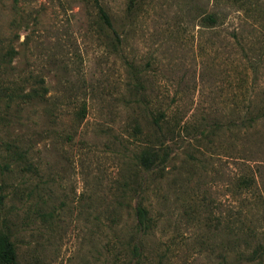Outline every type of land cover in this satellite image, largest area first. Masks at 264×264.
<instances>
[{"label": "rangeland", "instance_id": "obj_1", "mask_svg": "<svg viewBox=\"0 0 264 264\" xmlns=\"http://www.w3.org/2000/svg\"><path fill=\"white\" fill-rule=\"evenodd\" d=\"M1 56L5 92L43 93L0 91V230L20 264H233L264 247V0H0ZM160 141L164 168L142 171Z\"/></svg>", "mask_w": 264, "mask_h": 264}, {"label": "trees", "instance_id": "obj_2", "mask_svg": "<svg viewBox=\"0 0 264 264\" xmlns=\"http://www.w3.org/2000/svg\"><path fill=\"white\" fill-rule=\"evenodd\" d=\"M133 3L134 0H129V6L133 5ZM97 11L101 22L108 28H110L111 21L106 11L101 6H97ZM3 60L4 58L3 56H1L0 67ZM0 91H2L3 97H7V105H9L11 102H23L25 100H29L32 97L34 98L43 96V93L35 88L32 89L31 92H28L26 94H20L12 87L7 88V92H5L4 89L0 86ZM2 96L0 94V101L2 100ZM262 114L264 115V112H262ZM163 116L164 114L160 112L152 119L156 127L155 132L159 137L163 133L161 130L162 127L159 119H161ZM158 146L159 147L147 145L141 148L136 154V160L142 171H157L164 168L170 150L167 148L164 141H160ZM135 215L138 230H147L151 225V218L150 216H148V210L141 205H137L135 207ZM132 249L135 254H139L138 245L134 244ZM263 251L264 247L261 244H257L248 252H239V255L234 259L233 264H242L241 259H244L247 264L253 263L257 259L263 258ZM222 259V264H231L227 260L226 256H224ZM0 264H20L17 259L16 249L13 241L10 238V235L8 232H5L3 230H0Z\"/></svg>", "mask_w": 264, "mask_h": 264}]
</instances>
